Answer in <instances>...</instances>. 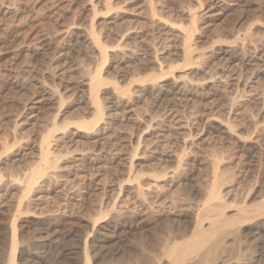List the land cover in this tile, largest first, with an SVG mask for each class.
I'll return each instance as SVG.
<instances>
[{"label": "rangeland", "instance_id": "obj_1", "mask_svg": "<svg viewBox=\"0 0 264 264\" xmlns=\"http://www.w3.org/2000/svg\"><path fill=\"white\" fill-rule=\"evenodd\" d=\"M98 68L105 119L85 130L74 123L95 118ZM54 121L52 151L66 156L24 196ZM260 147L264 0H0V264L13 220L15 264H154L166 244L210 232L220 215L262 220ZM45 231L54 233L44 243ZM242 233L225 238L224 264L244 252L246 264H264V229Z\"/></svg>", "mask_w": 264, "mask_h": 264}, {"label": "bare ground", "instance_id": "obj_2", "mask_svg": "<svg viewBox=\"0 0 264 264\" xmlns=\"http://www.w3.org/2000/svg\"><path fill=\"white\" fill-rule=\"evenodd\" d=\"M154 13V12H153ZM155 14V13H154ZM194 26H195V24H194ZM184 28V27H183ZM186 29H188V28H186ZM185 29V31H186V41H185V47H186V50L187 49H189L190 48V43H191V41H192V37H193V34H194V30H186ZM87 32V31H86ZM91 32V33H90ZM90 32H87L88 33V35L89 36H92V38L94 39V42L95 43H97V46H98V50H99V52H100V55L102 56V60L103 61H105L106 59H107V50H108V48H106L105 46H104V44H101L100 43V41H99V38H98V36H96L95 35V33H94V31H93V29L90 31ZM92 42H93V40H92ZM189 50H191V49H189ZM256 50V49H255ZM194 51V50H193ZM190 52V51H189ZM190 54H191V52H190ZM100 56V57H101ZM188 56H189V54H188ZM188 59V58H187ZM189 59H191V57L189 58ZM174 67V66H173ZM176 67V66H175ZM101 69V68H100ZM99 68L97 69V70H95V72L94 73H90L91 75V78H89V79H91L90 81H91V88H93L94 89V94H93V100H92V103H93V105H95V111H96V113L94 114V116H95V118H94V120L93 121H89V122H87V121H83V122H76V123H74V125L75 126H77L78 128H81V129H85V130H92V129H94L95 127H96V125L100 122V121H102L103 119H105L104 118V114H103V111H104V106L105 105H103V103H102V100H100V98L97 96V92H95L96 90L98 91V88L101 86V85H103L104 84V82H107V81H104L105 79H103L102 77H101V70H100ZM172 69V68H171ZM174 70V69H173ZM94 71V70H93ZM160 71V70H159ZM162 73H163V69H162ZM161 73V74H162ZM163 74H167V73H163ZM162 74V77H156L155 78V80H153V81H157L158 79H161V78H164L165 76ZM170 74H173V72H170ZM164 76V77H163ZM147 79H148V77H146ZM146 78H144V80H146ZM151 78V77H150ZM226 78V77H225ZM140 81V80H139ZM110 83V82H109ZM112 84V83H111ZM152 84H154V83H152ZM158 84V83H157ZM156 84V85H157ZM115 85H117V84H114L113 83V86H115ZM246 85V84H245ZM120 86V85H119ZM162 86V85H161ZM158 87V86H157ZM175 87V86H174ZM117 88V87H116ZM160 89H162L161 87H159ZM170 88V87H169ZM172 88H173V86H172ZM53 89V88H52ZM118 89V88H117ZM119 90V89H118ZM154 90V89H153ZM171 90V89H170ZM245 90V89H244ZM123 91V90H122ZM130 90L128 89V91L127 92H129ZM159 91V90H158ZM169 91V90H168ZM164 92V94H163V97H168V96H170V95H172L173 96V94H174V92ZM206 91V90H205ZM209 91H210V89H209ZM57 93H58V90L56 91ZM176 92V91H175ZM180 92V91H179ZM244 92V91H243ZM162 93V92H161ZM160 93V94H161ZM188 93V92H187ZM123 94V93H122ZM129 94V96H130V92L128 93ZM177 93H175V95H176ZM62 95V94H61ZM117 95V94H116ZM119 95H121V94H119ZM177 95H179V93L177 94ZM176 95V96H177ZM188 95V94H187ZM58 96V95H57ZM60 96V95H59ZM58 96V97H59ZM171 96V97H172ZM64 97V96H63ZM161 97V96H160ZM236 97V96H235ZM240 97V96H239ZM118 98H119V96H118ZM238 98V97H237ZM120 99V98H119ZM163 99V98H162ZM188 99V98H187ZM59 101H61L60 103H63L64 101H63V98L62 97H60V100ZM168 101V100H167ZM189 101H191V100H189ZM235 101V100H234ZM166 106H165V108L167 107V104H165ZM60 106H62V104L61 105H59V107ZM171 105L170 104H168V107H170ZM63 107H64V105H63ZM59 109V108H58ZM168 109V108H167ZM59 111V110H58ZM105 112V111H104ZM57 117V116H56ZM56 117H54V118H56ZM107 119V118H106ZM55 120H57V118L55 119ZM66 124V123H65ZM212 124V123H211ZM60 125V124H59ZM67 126L69 125L68 123L66 124ZM66 125H64V130H66V128H68V127H65ZM222 125H214V126H210V130H212V131H215L216 133H220L221 131H223V128L221 127ZM98 128V127H97ZM226 130H228L229 131V128L228 129H226ZM57 131H62L61 130V128H60V126H58L57 125V123H56V121H54V124H53V128H51V129H49V131H48V133L49 134H45L46 136L43 138V140L41 141V145H40V147H39V150L41 151V162L38 164V163H36L37 165H35V168L31 171L32 173H29L28 175L27 174H25V175H27V176H25V180H24V183H25V190H26V193H24V196H27L30 192H32V190L35 188V186L38 184V180L42 177V176H45V175H47V171L48 172H50L49 170L50 169H53V170H55V169H57L58 168V165H59V162L61 161V159L63 158V157H65L66 155H60V156H58V155H56L53 151H52V146H51V140H52V138H53V136H54V133L55 132H57ZM222 133V132H221ZM53 145H54V143H52ZM8 145V144H7ZM4 146H5V143H4ZM259 146V145H258ZM10 147V146H9ZM54 147V146H53ZM8 148V147H7ZM246 148V147H245ZM259 148V147H258ZM12 150L13 149V146L12 147H10V148H8V151H6L7 153L8 152H10L9 150ZM260 149H261V147H260ZM134 150V149H133ZM136 150V149H135ZM262 151H263V153H262V155L264 154V148L262 147V149H261ZM70 152V151H69ZM65 154V153H64ZM69 154V153H68ZM98 157V156H97ZM262 157V156H261ZM260 160H263L262 158L260 159ZM20 161V160H19ZM18 161V162H19ZM2 162V161H1ZM261 162H263V161H261ZM264 163V162H263ZM17 164V163H16ZM7 165V164H6ZM130 165H131V168L130 169H132L133 168V162L132 163H130ZM259 166V165H258ZM261 166V165H260ZM262 166H263V164H262ZM180 168H181V166H180ZM262 168V167H261ZM60 169V168H59ZM182 169V168H181ZM180 169V170H181ZM53 170L51 171V172H53ZM92 170V169H91ZM178 170H179V168H178ZM16 171V170H15ZM94 171V170H93ZM3 172V171H2ZM7 172H8V170H7ZM7 172H6V174H7ZM12 173V172H11ZM13 173H15V172H13ZM176 174V173H175ZM9 175V174H8ZM16 175H17V173H16ZM12 176V175H11ZM15 176V175H14ZM19 176V175H18ZM21 177V176H20ZM155 179H160V177H162V176H160V177H158V176H153ZM13 178V177H12ZM14 178H16V177H14ZM19 178V177H18ZM163 178H164V176H163ZM2 175H1V173H0V182L2 181ZM22 179V178H21ZM4 180V179H3ZM91 180V179H90ZM137 180V177H135V179L134 180H129V182L130 181H136ZM40 181V180H39ZM89 181V180H88ZM99 182V181H98ZM127 182H128V180H127ZM15 183V182H14ZM20 183V182H19ZM22 184V183H21ZM24 185V184H23ZM138 187L137 188H139V190L141 191L139 194H141L142 193V189H143V185L142 184H140V182H139V184L137 185ZM159 187H161V186H159ZM95 189V188H94ZM100 190V189H99ZM104 190H106V189H104ZM216 190H214V192L212 191V195H210V199H217V198H219L218 196L220 195V193H219V195L215 192ZM105 193H106V191H105ZM145 193V192H144ZM144 193H142V194H144ZM87 194V193H86ZM141 194V195H142ZM22 195V194H21ZM29 196V195H28ZM146 196V195H145ZM92 197V196H91ZM144 197V196H143ZM142 197V198H143ZM22 200V199H21ZM81 200V199H80ZM84 200V199H83ZM97 200V199H96ZM219 200V199H218ZM21 203H23L22 201H21ZM20 203V204H21ZM26 204V203H25ZM101 204V203H100ZM23 205V204H22ZM22 205H20V206H22ZM85 205V204H84ZM28 206V205H27ZM109 206V205H108ZM111 207V206H110ZM264 207V206H263ZM28 208H29V206H28ZM20 210H22V209H20ZM215 210H216V206L214 205H209L208 206V208H207V212L209 213V212H215ZM262 210H264V209H262ZM260 211V210H259ZM22 212V211H21ZM264 212V211H263ZM15 213V212H14ZM25 213V212H24ZM2 214V213H1ZM16 214V213H15ZM120 214V213H119ZM242 214H244V211H242ZM121 215V214H120ZM124 215V214H123ZM246 215H248V214H246ZM70 216V215H69ZM103 216V215H102ZM113 216V215H112ZM218 216V215H217ZM249 216H251V215H249ZM248 216V217H249ZM119 217V216H118ZM117 217V218H118ZM100 219V218H99ZM148 219V218H147ZM13 220V219H12ZM19 220V219H18ZM94 220V219H93ZM169 220V219H168ZM246 220V218H244V217H241V218H236L235 220L233 219V220H228L227 218H225L224 217V215H220V216H218V219H215V221L214 222H212V224H211V227H212V229L210 230V232H208V233H201L202 231H200V229L202 228L201 226V228L199 229V231H200V233L198 234L197 233V235H196V237H195V239L193 240V241H189V243H186V244H180V243H178L177 241L176 242H171V239L172 238H170L169 237V241L171 242V243H169V244H166L165 245V247L163 248V251H161L162 250V247H163V245H161V247H159L161 250H159V251H161V252H163L162 254H159V255H162V258H158L157 260H156V262L154 263V264H209L211 261H213V262H215L216 260H221V261H219V262H221L220 264H224L225 263V261H224V259L225 258H222L221 257V254L222 253H224L225 252V249L227 248V246H226V248H225V246H224V242H225V238H227V237H229V234H237L238 232L241 234L242 233V231H241V227L244 225V224H246V225H244L243 227H245V231L249 234H251V233H253V236L255 235L254 233H259L262 229H264V219H259V220H255V221H250V222H248L247 221V223H244L243 224V222ZM16 221V220H15ZM15 221L13 220V223H12V225H10V232H11V234H10V245H8V246H10L9 247V251L10 252H7V253H9V260L6 262L7 264H15V257H16V252H17V242H18V238H17V226H16V223H15ZM20 221V220H19ZM117 221V220H116ZM143 222V221H142ZM145 223V222H144ZM240 223H242L241 224V227H239L240 225ZM135 224V223H134ZM54 225V224H53ZM71 225V224H70ZM238 226V228H236L237 226ZM40 226V225H39ZM66 226V225H65ZM199 227V226H198ZM43 229V228H42ZM114 230H116V228H113ZM204 229V228H203ZM49 230V229H48ZM52 230V229H51ZM173 230V229H172ZM42 231V230H41ZM44 231V230H43ZM50 231V230H49ZM245 231H243V233H245ZM51 232V231H50ZM50 232H47L46 233V231H45V233H42V235H44L43 237H42V241L45 243V242H47V241H50L51 240V238L53 237V233H50ZM58 231L56 230V233H57ZM112 232V231H111ZM171 232V231H170ZM177 232H179V230L177 231ZM55 233V234H56ZM109 233V232H108ZM112 233H114V232H112ZM174 233V232H173ZM242 233V234H243ZM179 233H177V235H178ZM107 235V234H106ZM109 236V235H108ZM171 236V235H170ZM234 236V235H233ZM237 235H235V237H236ZM256 236H258L257 234H256ZM9 237V236H8ZM39 237V236H38ZM55 237V236H54ZM58 237V236H57ZM56 237V238H57ZM100 237V236H99ZM110 237V236H109ZM59 238V237H58ZM237 238V237H236ZM235 238V239H236ZM104 239V238H103ZM39 240H41V239H39ZM166 241L165 242H167V239H165ZM172 240H174V239H172ZM24 241V240H23ZM33 241V240H32ZM55 241V240H54ZM57 241V240H56ZM107 241H108V239H107ZM168 241V242H169ZM239 241H240V239H239ZM25 242V241H24ZM40 242V241H39ZM104 242V241H103ZM236 242H237V240H236ZM241 243V242H240ZM6 244V243H5ZM21 244V243H20ZM42 244V243H41ZM101 244H102V242H101ZM226 245V244H225ZM100 246V245H99ZM234 246V245H233ZM238 246H239V243H238ZM234 247H236V246H234ZM234 247H231V249L233 250V248ZM40 248V247H39ZM228 249V248H227ZM40 250V249H39ZM88 250V249H87ZM86 250V252H88ZM152 250V249H151ZM236 249L234 248V251H235ZM33 251H35V250H33ZM37 251V250H36ZM154 251H156V250H154ZM154 251L152 252V255L154 254ZM29 252V251H28ZM27 252V253H28ZM157 252V251H156ZM156 252H155V255H156ZM237 252V251H236ZM242 252V251H241ZM30 253H31V251H30ZM83 253V252H82ZM119 253V252H118ZM159 253V252H158ZM235 253V252H234ZM244 253H246V252H244ZM240 254L239 255V257H238V259H235V261H234V263L235 264H241L242 262L241 261H244V259H245V254ZM263 253V252H262ZM29 254V253H28ZM150 254V253H149ZM97 255V254H96ZM236 255V254H235ZM248 255V254H247ZM89 256V255H88ZM148 256V255H147ZM146 256V257H147ZM238 256V255H237ZM153 257L155 258V256L153 255L152 256V259H153ZM232 257H234L233 255H232ZM247 257V256H246ZM251 256H249L248 258H250ZM89 258V257H88ZM92 258H94L93 256H92ZM151 258V257H150ZM149 258V259H150ZM236 258V257H235ZM73 259V258H72ZM146 259V258H145ZM233 259V258H232ZM42 260V259H41ZM87 260H89V259H87ZM135 260H136V258H135ZM140 260V259H139ZM226 260V259H225ZM84 261V260H83ZM151 261H153V260H151ZM246 261H247V259H245V261H244V263L246 264ZM248 261H249V259H248ZM27 262V261H26ZM89 262V261H88ZM149 262V264H150V261H148ZM219 262L217 263V264H219ZM76 263V262H75ZM102 263H104V262H102ZM136 263H138V262H136ZM84 264H87L86 262H84ZM106 264H107V262H106ZM121 264V263H120ZM133 264V263H132ZM134 264H135V262H134Z\"/></svg>", "mask_w": 264, "mask_h": 264}]
</instances>
